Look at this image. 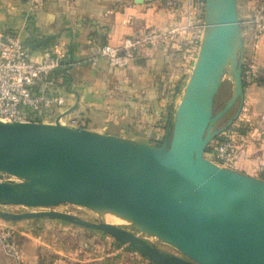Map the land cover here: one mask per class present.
I'll use <instances>...</instances> for the list:
<instances>
[{"label": "water", "instance_id": "95a60500", "mask_svg": "<svg viewBox=\"0 0 264 264\" xmlns=\"http://www.w3.org/2000/svg\"><path fill=\"white\" fill-rule=\"evenodd\" d=\"M237 4L205 0L206 27L198 57L159 146L58 122L0 120V173L22 180L0 179V220L51 219L99 231L153 264H264V180L206 158L210 144L237 120L244 105V44ZM232 35L238 42L229 61L233 91L215 112ZM236 106L229 122L218 126ZM61 204L102 209L127 219L181 256L102 219L89 222L57 211L1 210Z\"/></svg>", "mask_w": 264, "mask_h": 264}, {"label": "crops", "instance_id": "0c3cea01", "mask_svg": "<svg viewBox=\"0 0 264 264\" xmlns=\"http://www.w3.org/2000/svg\"><path fill=\"white\" fill-rule=\"evenodd\" d=\"M0 0V33L19 34L34 59L57 44L66 55L55 72V94L68 99L54 111L48 124L77 117L84 129L155 145L168 134V115L173 117L170 89L176 55L161 47L138 51L137 61L126 69L111 67L95 56L104 44L122 45L138 33L162 27L168 16L157 0ZM258 0H238L243 37L249 28L243 22ZM259 70V77L245 88L243 109L252 133L241 153L237 169L259 177L264 173V38L258 48L244 49ZM245 106V107H244ZM250 131V130H249ZM15 223L23 236L28 264H151L128 246L99 231L59 220Z\"/></svg>", "mask_w": 264, "mask_h": 264}, {"label": "built area", "instance_id": "2783aa9c", "mask_svg": "<svg viewBox=\"0 0 264 264\" xmlns=\"http://www.w3.org/2000/svg\"><path fill=\"white\" fill-rule=\"evenodd\" d=\"M168 16L162 27L138 33L122 45L104 44L95 58L106 60L111 67L126 69L138 59V51L145 47H161L165 52L176 55L177 62L172 70L168 98L177 94L176 89L182 76L190 78L200 50L206 22L205 0H157ZM44 5L43 0H34L32 9ZM249 30L244 33V49L256 50L264 38V0H258L252 14L243 22ZM66 48L57 44L34 59L19 34L0 33V120L18 123L48 124L54 111L67 105L68 99L54 93L57 85L54 78L61 69ZM243 55V82L248 87L259 77L258 68ZM243 110V109H242ZM57 122L69 128H83L79 118L65 121L59 116ZM247 122V110L223 134L224 139L215 140L208 147L206 158L220 167L236 170L241 153L247 145L243 141L234 151V142L242 136L238 128ZM222 137V135H221ZM14 230L0 220V245L11 264H24L23 254L14 239Z\"/></svg>", "mask_w": 264, "mask_h": 264}, {"label": "rangeland", "instance_id": "374dc122", "mask_svg": "<svg viewBox=\"0 0 264 264\" xmlns=\"http://www.w3.org/2000/svg\"><path fill=\"white\" fill-rule=\"evenodd\" d=\"M234 52V51H233ZM232 52V53H233ZM189 81V77L182 76L181 81L178 84V88L176 89L177 94L175 96H172L171 92L169 93L171 95L172 105H173V112L175 113L179 103L181 102V99L183 97L184 91L186 89L187 83ZM233 91V78L230 73L225 74L222 85L220 87V90L216 96L215 100V112H218L222 109L224 104L226 103L227 99L231 96V93ZM245 107V106H244ZM244 110V109H243ZM242 110V112H243ZM227 123L225 122V117L218 123V126L223 127ZM0 179L3 182H10V183H17L21 182V179H18L16 177L0 173ZM1 210L13 212V213H32V212H40V211H57L60 213H66L75 217H78L82 220L89 221V222H100L103 216H101L100 212H96L95 210L78 206L74 204H61L58 206H54L51 208H45V209H39V208H26V207H20V206H7V207H1ZM112 215L111 213H108V216ZM3 221V220H2ZM31 222L29 225H33L32 223L37 220H28ZM7 226H9L14 232L16 231L15 223L11 222H5ZM136 236L147 240L148 242H153L155 246L168 254L181 256V254L172 246L169 244H166L162 241H159L158 239H155L150 234L140 231V230H134L132 231ZM16 233V232H15ZM152 240V241H151ZM158 241V242H157ZM160 242V243H159ZM0 264H11L10 260L6 257L2 246L0 245Z\"/></svg>", "mask_w": 264, "mask_h": 264}, {"label": "bare ground", "instance_id": "6f19581e", "mask_svg": "<svg viewBox=\"0 0 264 264\" xmlns=\"http://www.w3.org/2000/svg\"><path fill=\"white\" fill-rule=\"evenodd\" d=\"M211 5H214L213 1H211ZM237 43H238L237 39L235 38L234 35H232L230 37V39H229L228 49L226 51V54H225V57H224V60H223V65H222L225 74L230 73V62L229 61L232 59L233 55L235 54ZM97 211L100 212L101 216H103L102 220H104V221H106V222H108L110 224H113L115 226H118L121 229L134 231V230H137V228H138L134 223L130 222L127 219H124L122 217H119V216H116V215H113V214L108 216L109 212H107L105 210H102V209H99Z\"/></svg>", "mask_w": 264, "mask_h": 264}, {"label": "trees", "instance_id": "16d2710c", "mask_svg": "<svg viewBox=\"0 0 264 264\" xmlns=\"http://www.w3.org/2000/svg\"><path fill=\"white\" fill-rule=\"evenodd\" d=\"M246 88V87H245ZM171 118V115H170V113H169V115H168V125H167V127H168V132L170 131V128H171V121H172V119H170ZM250 130V131H249ZM238 133H239V135L240 136H242V138L240 137V138H238L235 142H234V146H233V150L234 151H237V150H239L240 148H241V146H242V143H243V141H247V144H248V140H249V137H250V135H251V133H252V129H251V126H249V124L246 122V124L245 125H242L241 127H239L238 128ZM224 134H222V137L220 136L218 139H216V140H219L220 141V139L222 138V140L224 139ZM163 143V141H157L156 143H155V145H161ZM206 152H208V149H207V151ZM251 176V175H250ZM253 177H256V176H253ZM257 178H260V179H262V180H264V173H262V174H260V176L259 177H257ZM42 220H46V219H39V220H37V221H42ZM49 220H51V219H49ZM23 222V221H22ZM18 223V222H17ZM66 223V222H65ZM75 226H77V225H75ZM15 233V232H14ZM106 235V234H105ZM23 236H21V235H19V234H17V233H15V235H14V239H15V241H16V243L18 244V246H19V248H20V250H21V252H22V254H23V258H24V264H28L27 263V256H26V252H25V246H24V244H23V238H22ZM116 245L117 246H123V244H121V243H119V242H116ZM130 251H133V252H135L133 249H131V248H129V247H127ZM137 253V252H136ZM147 259V258H146ZM148 260V259H147ZM151 264H153L152 262H151Z\"/></svg>", "mask_w": 264, "mask_h": 264}, {"label": "flooded vegetation", "instance_id": "af4514ba", "mask_svg": "<svg viewBox=\"0 0 264 264\" xmlns=\"http://www.w3.org/2000/svg\"><path fill=\"white\" fill-rule=\"evenodd\" d=\"M237 106L234 107L226 116H225V122L228 123L229 120L234 116L235 112L237 111Z\"/></svg>", "mask_w": 264, "mask_h": 264}]
</instances>
